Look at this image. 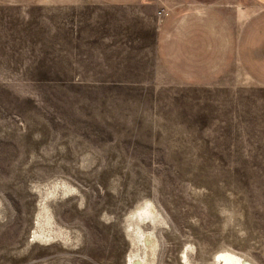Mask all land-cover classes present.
Segmentation results:
<instances>
[{
    "label": "rangeland",
    "instance_id": "1",
    "mask_svg": "<svg viewBox=\"0 0 264 264\" xmlns=\"http://www.w3.org/2000/svg\"><path fill=\"white\" fill-rule=\"evenodd\" d=\"M172 6L0 1V264H264V87L168 75Z\"/></svg>",
    "mask_w": 264,
    "mask_h": 264
},
{
    "label": "crops",
    "instance_id": "2",
    "mask_svg": "<svg viewBox=\"0 0 264 264\" xmlns=\"http://www.w3.org/2000/svg\"><path fill=\"white\" fill-rule=\"evenodd\" d=\"M30 4L40 0H0ZM75 5L79 0H50ZM127 6L142 0H95ZM160 22L156 55L163 70L187 84H203L237 70L264 87V0H171Z\"/></svg>",
    "mask_w": 264,
    "mask_h": 264
},
{
    "label": "bare ground",
    "instance_id": "3",
    "mask_svg": "<svg viewBox=\"0 0 264 264\" xmlns=\"http://www.w3.org/2000/svg\"><path fill=\"white\" fill-rule=\"evenodd\" d=\"M148 241H149V239H146L145 243H147ZM220 258H221V262H223L224 264H251L247 260H245L241 257H238L235 254L230 253V252L221 253ZM138 262H143V264H147V261H145V260L142 261L141 259H137V260L135 259L132 261L133 264H138Z\"/></svg>",
    "mask_w": 264,
    "mask_h": 264
},
{
    "label": "built area",
    "instance_id": "4",
    "mask_svg": "<svg viewBox=\"0 0 264 264\" xmlns=\"http://www.w3.org/2000/svg\"><path fill=\"white\" fill-rule=\"evenodd\" d=\"M160 14V16L162 17H164V16H166L167 15V13H165V12H163V13H159Z\"/></svg>",
    "mask_w": 264,
    "mask_h": 264
}]
</instances>
